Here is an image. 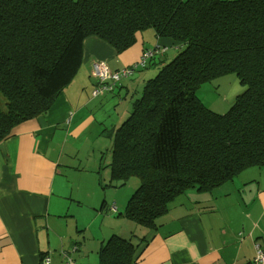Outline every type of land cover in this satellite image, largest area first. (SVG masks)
<instances>
[{"label": "trees", "instance_id": "trees-1", "mask_svg": "<svg viewBox=\"0 0 264 264\" xmlns=\"http://www.w3.org/2000/svg\"><path fill=\"white\" fill-rule=\"evenodd\" d=\"M148 29L175 55L138 70L157 68L141 74L129 115L100 132L110 140L105 187L138 180L120 215L145 234L186 191L211 192L264 167V0H0V142L51 108L78 73L87 37L121 53ZM228 74L245 89L218 114L196 93ZM134 238L112 235L98 264H135L145 237Z\"/></svg>", "mask_w": 264, "mask_h": 264}, {"label": "crops", "instance_id": "crops-1", "mask_svg": "<svg viewBox=\"0 0 264 264\" xmlns=\"http://www.w3.org/2000/svg\"><path fill=\"white\" fill-rule=\"evenodd\" d=\"M151 48L167 49L157 58L173 57L177 50L154 32L136 33L135 43L121 53L98 37H87L78 73L51 108L0 142V264H42L44 256L51 257V264H63L62 253L75 264H98L96 250L108 234L120 236L115 228L123 219L125 201L112 192L118 188L102 185L109 177L98 173L97 160L82 161L80 151L69 147L104 127L95 116L96 101L116 109L143 73L137 71L112 92L93 97L98 82L92 63L120 70ZM123 118L118 116L111 126ZM115 212L120 217L116 221L110 215ZM97 221L100 228L90 234ZM132 226L133 242L145 237L135 264H250L255 244L264 248V167L244 170L211 192L186 191L147 234Z\"/></svg>", "mask_w": 264, "mask_h": 264}, {"label": "rangeland", "instance_id": "rangeland-1", "mask_svg": "<svg viewBox=\"0 0 264 264\" xmlns=\"http://www.w3.org/2000/svg\"><path fill=\"white\" fill-rule=\"evenodd\" d=\"M143 32L152 33L154 31L148 29ZM170 57L171 55L170 53H168V58ZM153 69L157 70V68L153 67L150 68L149 70L143 71V74L152 76L155 74V72L151 71ZM131 85L133 86L131 88L132 90H137L138 92L141 91V87H142L141 79H135V81L131 82ZM244 89L245 87L240 84L235 74H228L220 78L213 79L210 82L204 84L200 89H198L196 95L199 101L207 109L218 114H223L229 110L236 96L240 95L244 91ZM129 95L125 97L124 101L117 102L119 106L116 109H114L112 105L107 106L106 103H104L101 106L100 103H98V100L96 101L97 110L95 111V116L103 120L102 124L104 128H108V126H110L118 116L123 115L124 117L123 120H124L129 115L131 108V99ZM126 109H127V114H125L124 111ZM109 147H110V140L100 135V131H99L98 133H95V135L93 134V132H91L87 136L84 135L76 143L70 144L69 149L73 151L79 150L80 153L78 157L81 158L82 161L91 162L92 160H97V164L99 163V166L101 165L102 167L99 172L97 170H95V172H98L100 175L106 173L109 177L110 170L108 168V165L110 164V160H111ZM108 182H109V178L106 180V182H103L102 185H107ZM137 187H138V180L136 178H130L127 181V183L124 185V187H120L118 189H112V192L115 194L116 197L117 196L118 198L121 197V200L125 201L124 209L127 205L129 197H131V195L135 192ZM109 190L110 189L105 190V192H107V194H110ZM110 215L114 218V221L120 218L118 217V213L116 212L111 213ZM131 224L132 223H130L124 218L121 220L119 219L118 223H116L115 229L120 236L127 238L131 233L130 230L133 229L134 231V228L132 226L133 224L132 225ZM98 228H100L99 221L96 222L94 227L91 226L89 233L94 235V229L97 230ZM103 228L104 230H106L109 228V226H107L104 222ZM89 233H87V237L88 239H91V235ZM136 234L137 232H135V235ZM108 235H109L108 238H110L112 232Z\"/></svg>", "mask_w": 264, "mask_h": 264}, {"label": "built area", "instance_id": "built-area-1", "mask_svg": "<svg viewBox=\"0 0 264 264\" xmlns=\"http://www.w3.org/2000/svg\"><path fill=\"white\" fill-rule=\"evenodd\" d=\"M166 50V48L145 50L142 52L138 62L116 71L111 70L106 63L98 61L93 62L92 76L98 82L93 89V97L112 92L122 81L132 78L138 70L143 69L147 64L154 61L157 56L163 55ZM254 248L255 257L250 264H264V249H262L259 244H255ZM74 251L75 249L72 248V252ZM62 257L63 264H75L69 254L62 253ZM42 264H51V257L44 256Z\"/></svg>", "mask_w": 264, "mask_h": 264}]
</instances>
